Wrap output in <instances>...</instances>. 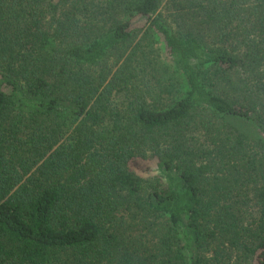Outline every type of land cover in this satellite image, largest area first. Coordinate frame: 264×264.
<instances>
[{
    "label": "trees",
    "instance_id": "1",
    "mask_svg": "<svg viewBox=\"0 0 264 264\" xmlns=\"http://www.w3.org/2000/svg\"><path fill=\"white\" fill-rule=\"evenodd\" d=\"M0 264H264V0H0Z\"/></svg>",
    "mask_w": 264,
    "mask_h": 264
}]
</instances>
